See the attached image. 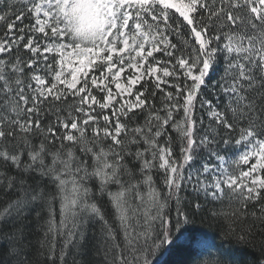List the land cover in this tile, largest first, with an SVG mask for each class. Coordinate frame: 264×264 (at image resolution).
I'll use <instances>...</instances> for the list:
<instances>
[{
  "label": "snow or ice",
  "instance_id": "1",
  "mask_svg": "<svg viewBox=\"0 0 264 264\" xmlns=\"http://www.w3.org/2000/svg\"><path fill=\"white\" fill-rule=\"evenodd\" d=\"M106 3L0 0V264H264V0Z\"/></svg>",
  "mask_w": 264,
  "mask_h": 264
},
{
  "label": "clouds",
  "instance_id": "2",
  "mask_svg": "<svg viewBox=\"0 0 264 264\" xmlns=\"http://www.w3.org/2000/svg\"><path fill=\"white\" fill-rule=\"evenodd\" d=\"M59 14L61 27L75 49L86 50L103 45L106 29L112 22L106 0H61Z\"/></svg>",
  "mask_w": 264,
  "mask_h": 264
},
{
  "label": "trees",
  "instance_id": "3",
  "mask_svg": "<svg viewBox=\"0 0 264 264\" xmlns=\"http://www.w3.org/2000/svg\"><path fill=\"white\" fill-rule=\"evenodd\" d=\"M25 23H29V21L26 20ZM2 35H3V28L0 27V36H2ZM69 103H71V101H69ZM157 106L159 107V104ZM154 178L157 179V186L159 187L162 177H154ZM222 207L224 208L225 211H230V208L227 205V203H225ZM197 221L199 224V217H197ZM226 224H227L226 221H221L219 223H217L215 221H206L204 224H199V226L201 227V229L203 231L209 233L213 237L214 243L219 246L222 243V241L220 239L221 232H222V229H224L226 227ZM259 230H260V227H259V225H257L256 231H259ZM261 239H262L261 236H259V235L256 236V242L257 243H259V241ZM223 248H224V251L226 253H229V256L231 255V253L234 252L242 260H251V258H252L251 253L253 250L251 248L243 250V252H237L235 249H231L227 243L223 244ZM211 251L213 254H215L217 252V248H213V249H211Z\"/></svg>",
  "mask_w": 264,
  "mask_h": 264
},
{
  "label": "rangeland",
  "instance_id": "4",
  "mask_svg": "<svg viewBox=\"0 0 264 264\" xmlns=\"http://www.w3.org/2000/svg\"><path fill=\"white\" fill-rule=\"evenodd\" d=\"M51 55V54H50ZM93 75L98 76L99 73L98 72H94V71H89V78H91ZM126 75H127V69L125 70V73L121 74V83H126ZM113 89L115 91V86L113 85Z\"/></svg>",
  "mask_w": 264,
  "mask_h": 264
}]
</instances>
